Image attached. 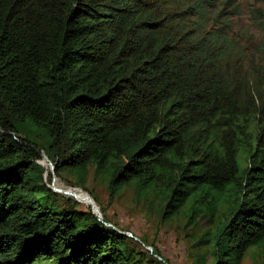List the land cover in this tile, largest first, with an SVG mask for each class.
<instances>
[{
    "label": "trees",
    "instance_id": "obj_1",
    "mask_svg": "<svg viewBox=\"0 0 264 264\" xmlns=\"http://www.w3.org/2000/svg\"><path fill=\"white\" fill-rule=\"evenodd\" d=\"M228 1L0 0V264H139L149 250L55 192L43 155L55 177L93 165L110 195L156 190L163 219L189 201L210 264L264 247V61L250 76L227 65Z\"/></svg>",
    "mask_w": 264,
    "mask_h": 264
},
{
    "label": "rangeland",
    "instance_id": "obj_2",
    "mask_svg": "<svg viewBox=\"0 0 264 264\" xmlns=\"http://www.w3.org/2000/svg\"><path fill=\"white\" fill-rule=\"evenodd\" d=\"M228 3L224 15L231 19L223 20L220 17L215 28L226 37L235 38L233 50L225 48L227 65L238 74L250 76L253 67L264 61V0H229ZM252 79L254 76L248 80ZM44 157L39 162L45 167V182L53 184L54 178L57 189L79 202L78 208L81 209L91 206L88 197L80 191L88 193L92 199L95 197V203L99 209L101 207L107 219L115 223V228L132 236V247L137 250L140 247L143 250L149 249L147 252L142 251L143 258L139 264H201L202 259L203 264H210L211 245L200 242L210 224L205 219L186 222L185 212L190 205L189 201L178 214L163 219L158 209L161 200L156 190L138 194L135 184L130 183L115 195H110L107 174L95 175L93 165L87 166L85 179L69 171H62L59 177H55L53 166ZM239 166L240 169L244 167L242 159H239ZM219 209L217 220L225 215L226 204ZM151 252H157L162 257L147 260ZM240 264H264V247L249 248Z\"/></svg>",
    "mask_w": 264,
    "mask_h": 264
},
{
    "label": "water",
    "instance_id": "obj_3",
    "mask_svg": "<svg viewBox=\"0 0 264 264\" xmlns=\"http://www.w3.org/2000/svg\"><path fill=\"white\" fill-rule=\"evenodd\" d=\"M44 159H46V160H48L47 159V157L45 156L44 157ZM51 165V164H50ZM54 182V178H53V181H52V183ZM51 188L54 190V191H56V192H60L57 188H55L54 186H52V184H51ZM87 194V193H86ZM87 197H88V200H89V204H90V206H91V208H92V211L99 217L98 219L100 220V221H102V215H101V212H100V209H99V207H98V205L95 203V201H94V199H92V197L90 196V195H86ZM78 200V199H77ZM79 201V200H78ZM103 223H105V224H107V225H111L110 223H107V222H103Z\"/></svg>",
    "mask_w": 264,
    "mask_h": 264
},
{
    "label": "bare ground",
    "instance_id": "obj_4",
    "mask_svg": "<svg viewBox=\"0 0 264 264\" xmlns=\"http://www.w3.org/2000/svg\"><path fill=\"white\" fill-rule=\"evenodd\" d=\"M54 182H55V180H54ZM54 182H53L52 186H54L55 188H57V187L55 186ZM59 191H60V192H58V193H62L61 190H59ZM80 193L85 194V195L88 194V193L86 194V192H84V191H80ZM88 195H89V194H88ZM88 203H90V202L88 201Z\"/></svg>",
    "mask_w": 264,
    "mask_h": 264
}]
</instances>
